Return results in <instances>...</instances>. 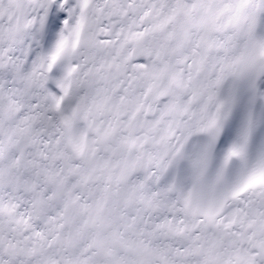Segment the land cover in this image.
I'll use <instances>...</instances> for the list:
<instances>
[{
    "label": "snow or ice",
    "instance_id": "snow-or-ice-1",
    "mask_svg": "<svg viewBox=\"0 0 264 264\" xmlns=\"http://www.w3.org/2000/svg\"><path fill=\"white\" fill-rule=\"evenodd\" d=\"M0 264H264V0H0Z\"/></svg>",
    "mask_w": 264,
    "mask_h": 264
}]
</instances>
